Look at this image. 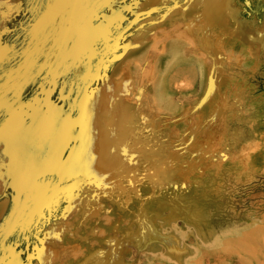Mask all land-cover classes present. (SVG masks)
I'll return each mask as SVG.
<instances>
[{
  "label": "rangeland",
  "instance_id": "1",
  "mask_svg": "<svg viewBox=\"0 0 264 264\" xmlns=\"http://www.w3.org/2000/svg\"><path fill=\"white\" fill-rule=\"evenodd\" d=\"M205 2L0 0V264H264V0ZM161 41L195 64L172 106L141 91Z\"/></svg>",
  "mask_w": 264,
  "mask_h": 264
},
{
  "label": "bare ground",
  "instance_id": "2",
  "mask_svg": "<svg viewBox=\"0 0 264 264\" xmlns=\"http://www.w3.org/2000/svg\"><path fill=\"white\" fill-rule=\"evenodd\" d=\"M216 0H206V2H205V15L204 16H206L207 18H209L210 20H219L220 19V16H221V5L220 4H218L217 2H215ZM180 35H182L181 37H183V34L181 33ZM191 39H193V38H191ZM194 40V39H193ZM193 40H191V41H193ZM150 42V41H149ZM156 43H159V42H156ZM161 43H162V41H161ZM160 43V44H161ZM200 43V42H199ZM148 44V43H147ZM151 44V43H150ZM154 44H155V42H154ZM190 44V43H189ZM202 44V43H201ZM191 45H195L194 44V41H193V44H191ZM147 46V45H146ZM152 46V45H151ZM155 46V48H154V50L156 51V53H157V56H156V68L158 69V73H157V77H158V81H156V83H155V85L153 86V87H146V86H143V88L141 89V91H142V93H146L147 94V98L148 99H150L149 98V94H150V97H151V100H153V102H154V104H159L160 105V103L161 102H164L165 101V103L166 104H170V100H171V94H172V92H171V84H173V85H176V83L175 82H179V81H176V80H179L180 78H178V76H177V73H175L173 76H171V77H167L166 76V73H165V71H166V67L168 66V65H170L172 62L174 63V64H172V66L175 68V66L174 65H176L177 66V68L180 70V71H193V69H194V66H195V64L191 61V60H189V64H187V65H184L183 64V62L184 61H180V62H178V61H176V60H174V53H175V50L176 49H170L167 53H164L162 50H164V47H165V45H164V42L161 44V45H154ZM191 47V46H190ZM197 47V46H196ZM199 47H200V45H199ZM198 47V48H199ZM201 48V47H200ZM203 48V47H202ZM204 49V48H203ZM198 50V49H197ZM200 50V49H199ZM198 50V51H199ZM151 52V51H150ZM206 52V51H205ZM204 52V53H205ZM135 54H137V55H142L143 57H144V49L143 48H139V50H135L134 51V55ZM146 54H147V52H146ZM151 55V54H150ZM204 54H201V56H203ZM206 55V54H205ZM204 57V56H203ZM152 58H153V56H152ZM152 58L151 59H149L148 58V56H147V59H148V61L149 62H151V60H152ZM155 58V57H154ZM208 58V57H207ZM146 59V60H147ZM125 60H126V64H125V70L127 71V72H129L131 69H137V70H139V65H137V64H133L132 62H131V60L130 59H128V58H125ZM145 60V61H146ZM208 60V59H207ZM134 62H136L135 60H134ZM138 63V62H137ZM141 63V62H140ZM193 63V64H192ZM149 64V63H148ZM183 64V65H182ZM117 65V64H116ZM115 65V66H116ZM151 65V64H150ZM149 67H151V66H149ZM187 67H190L189 69H186ZM141 68V67H140ZM152 69V68H151ZM153 71V70H152ZM151 71V72H152ZM113 72V71H112ZM173 73V72H172ZM127 75H126V73L124 74V76H123V79L122 80H116V81H114V82H112L111 83V85H110V87H109V93H110V95L111 96H114L116 93H117V91L119 92V91H124V90H126L125 89V84H126V82L125 81H127V77H126ZM152 76V75H151ZM155 76V75H154ZM154 76H153V78H154ZM130 77H131V75H130ZM132 79H133V77H132ZM152 79V78H151ZM186 79V78H185ZM129 80V79H128ZM184 80V79H183ZM130 81V80H129ZM141 81V80H140ZM151 81V80H150ZM152 81H153V79H152ZM151 81V82H152ZM175 81V82H174ZM131 82H132V80H131ZM130 82V83H131ZM142 82V81H141ZM143 82H144V80H143ZM147 82V81H146ZM174 82V83H173ZM185 82V81H184ZM183 82V84H185ZM191 82V81H190ZM145 83V82H144ZM182 83V82H181ZM147 84V83H146ZM179 84V83H178ZM177 84V85H178ZM183 84H181V85H183ZM186 84H187V82H186ZM144 85V84H143ZM152 85V84H151ZM181 85H178V86H181ZM177 86V87H178ZM184 86V85H183ZM173 87V86H172ZM176 87V86H175ZM130 88V87H129ZM180 88H183V87H180ZM178 90V89H177ZM130 91H132V90H130ZM176 91V90H175ZM135 93V92H134ZM138 94V93H137ZM117 95V94H116ZM124 95H126V94H124ZM124 95H123V98H124ZM111 96H110V98H111ZM120 96V95H119ZM119 96H118V98H119ZM122 96V95H121ZM134 96V95H133ZM135 96H136V94H135ZM109 97L106 99L105 98V106H106V108H108V106H112L113 107V109L114 110H116V112H119L121 109H123V107L125 106V103L124 102H122V101H120V100H118V98H117V100H116V98H115V101H112L111 102V100H113V99H110ZM113 98V97H112ZM125 98H128V97H125ZM135 99H136V97H135ZM121 100H123L122 98H121ZM127 100H129V99H127ZM134 100V99H133ZM137 102H139V101H137ZM134 103H136V101L134 100ZM170 106H172L171 104H170ZM162 107V106H161ZM134 108V109H133ZM129 111H130V113H131V117H130V119L127 121V122H137V120H136V118H134L133 116H132V112H136V114H135V116L137 117V119H138V121L140 120V116H139V111H140V103H136L134 106H130V108H129ZM114 113H115V111H114ZM139 124H142V122L140 123V122H138ZM143 125H141V127H142ZM146 126V125H145ZM145 126H143V127H145ZM47 127V126H46ZM45 127V128H46ZM44 128V129H45ZM47 129V128H46ZM44 131V130H43ZM108 134V133H107ZM111 140H112V142L114 143V145H116V146H118L119 145V143H120V140H121V137H122V134H114V133H111ZM99 137H101L100 135H99ZM113 137V138H112ZM97 145V149H98V163H100V164H102V165H100L101 167H102V169H104V170H106V167H107V169H108V167H110V166H107L108 165V159L106 158V155H105V150H104V147H105V145H104V143L103 142H101V139L100 138H98V144H96ZM128 162V160H127V158H126V160H123V159H116L113 163H112V165L111 166H113L112 168H109L110 169V171L111 172H116V170L117 169H120V168H122L123 166H125L126 165V163ZM107 163V164H106ZM109 164H110V162H109ZM99 166V167H100Z\"/></svg>",
  "mask_w": 264,
  "mask_h": 264
},
{
  "label": "crops",
  "instance_id": "3",
  "mask_svg": "<svg viewBox=\"0 0 264 264\" xmlns=\"http://www.w3.org/2000/svg\"><path fill=\"white\" fill-rule=\"evenodd\" d=\"M106 80H107V78H106ZM52 111L53 110H50V111L47 110V112L45 113V115H44L45 121L43 122V126L42 127L45 128L47 126L46 127L47 129L45 128V130H46V136L45 137L49 136L50 137V140H52V139L53 140H55V139L60 140V138L67 137L68 130H67V128H64V129L59 130V131L54 129L55 128L54 127V117H55L56 114H53ZM84 112L87 114V109H86L85 103H84V106H83V108L81 110V116L82 117H81L80 127H82V128L84 127V125H83V120H84V116L83 115H84ZM84 121H86V120H84ZM49 127L53 128V129H50L49 130L48 129ZM82 134H83V131L81 132V136H83Z\"/></svg>",
  "mask_w": 264,
  "mask_h": 264
}]
</instances>
